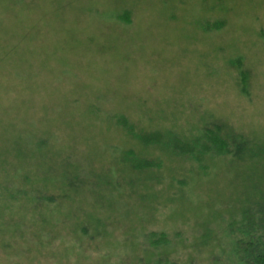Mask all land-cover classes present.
<instances>
[{
    "label": "rangeland",
    "instance_id": "obj_1",
    "mask_svg": "<svg viewBox=\"0 0 264 264\" xmlns=\"http://www.w3.org/2000/svg\"><path fill=\"white\" fill-rule=\"evenodd\" d=\"M210 121L264 142V0H0V264H235Z\"/></svg>",
    "mask_w": 264,
    "mask_h": 264
},
{
    "label": "trees",
    "instance_id": "obj_2",
    "mask_svg": "<svg viewBox=\"0 0 264 264\" xmlns=\"http://www.w3.org/2000/svg\"><path fill=\"white\" fill-rule=\"evenodd\" d=\"M184 139L172 132L157 134L158 145L170 142L171 153L177 151L179 157L189 158L196 165L207 167V162L229 158V169L238 171L234 178H238V185L242 183L243 193L236 200V213L229 225L234 235L233 257L235 264H264V142L215 121L208 122L201 135Z\"/></svg>",
    "mask_w": 264,
    "mask_h": 264
}]
</instances>
